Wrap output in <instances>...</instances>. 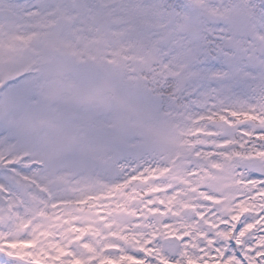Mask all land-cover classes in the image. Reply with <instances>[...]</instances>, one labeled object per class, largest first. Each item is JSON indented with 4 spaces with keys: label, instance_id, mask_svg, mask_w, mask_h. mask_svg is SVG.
<instances>
[{
    "label": "snow or ice",
    "instance_id": "1",
    "mask_svg": "<svg viewBox=\"0 0 264 264\" xmlns=\"http://www.w3.org/2000/svg\"><path fill=\"white\" fill-rule=\"evenodd\" d=\"M0 264H264V0H0Z\"/></svg>",
    "mask_w": 264,
    "mask_h": 264
}]
</instances>
